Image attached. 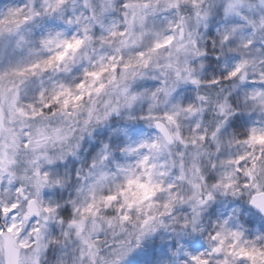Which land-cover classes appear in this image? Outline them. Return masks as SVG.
I'll return each instance as SVG.
<instances>
[{
	"label": "snow or ice",
	"instance_id": "obj_1",
	"mask_svg": "<svg viewBox=\"0 0 264 264\" xmlns=\"http://www.w3.org/2000/svg\"><path fill=\"white\" fill-rule=\"evenodd\" d=\"M260 6L264 8V0H260ZM213 11L222 16L223 27L215 35L209 31L212 38L206 52L199 47L193 52L192 46L198 45L193 37L199 35L193 28H207ZM169 12L175 13V19L165 15L162 23L167 30L162 36L156 21L161 13ZM56 22H62L64 27ZM218 44L219 55H215ZM162 50L167 52L166 57ZM193 54L206 59L210 67L216 65L213 72L219 78L208 84L212 89L221 86L215 93L217 97L223 95L225 85L229 89L224 102L216 103L219 120H208L211 92L196 97L198 106L189 103L193 97L188 95L184 99L186 106L174 103L159 115L150 110L142 119H148L158 135L134 141L123 149L135 156L133 165H117L123 181L115 183L113 189L110 183L114 181L108 173L93 172L92 182L79 190L81 196L62 205L64 197L57 187L61 180L50 179L49 168L41 164L45 159L52 164L44 152L47 144L64 138L62 129L53 128L51 123L58 112L71 117L88 99L91 106L85 123H89L95 113L92 98L104 94L109 87L123 97L124 106L132 107L144 96L131 93L127 86L129 77L135 79L143 74L137 69H147L154 58L165 59L164 66L172 69L174 59L179 64L181 55L187 58ZM188 63L185 59L186 75L176 71V82L183 80L199 87L201 82ZM221 64L223 71L219 70ZM78 66H82L79 76L70 80ZM172 91L165 82L152 98H157V92L171 97ZM253 103L264 108V12L254 15L249 0H208L207 7L201 0H192L190 9L181 0H19L7 6L5 0H0L3 264H127L126 257L133 249L122 237L132 235L127 227L133 221L132 213L138 214V247L142 238L162 223L152 214L158 194L166 190L156 177L169 174L167 159L162 162L160 157H171L177 179L184 181L187 176L183 157L191 155L193 168L200 173L193 187L199 190V181L205 179L203 173L216 168V163L209 160L201 169L195 163L202 159L197 149L212 143L218 155L224 157L219 161L223 168L221 182L214 187L232 189L236 195L239 178L243 177L242 187L251 189L247 201L250 209L254 214H264V124L250 123L235 113V109H245ZM118 111L119 106L106 105L103 118ZM183 113L193 116L188 129L191 141L185 139ZM233 122L236 132L227 144L235 143L238 148L243 145V149L228 152L223 142L224 125L231 126ZM173 147L177 149L175 154ZM26 153H31L30 159H25ZM203 154L210 155L206 149ZM110 156L105 145L99 157L101 164ZM51 175L55 176V169ZM207 178L216 179L212 175ZM50 188L55 189V200L49 199ZM167 190L170 198L162 203L165 211L160 215L171 217L176 203H190L192 215L184 217L178 236L202 241L180 245L172 252V264H264V229L250 232L234 225L231 217L205 229L199 209L213 198L212 194L185 201L171 194L174 184L170 183Z\"/></svg>",
	"mask_w": 264,
	"mask_h": 264
},
{
	"label": "clouds",
	"instance_id": "obj_2",
	"mask_svg": "<svg viewBox=\"0 0 264 264\" xmlns=\"http://www.w3.org/2000/svg\"><path fill=\"white\" fill-rule=\"evenodd\" d=\"M182 4L186 8L192 7V0H181ZM204 7L208 6V0H201ZM219 3V0H217ZM254 6V15L259 16L264 12V8L260 6V0H249ZM19 3V0H5V6L9 4ZM191 14V13H186ZM165 15L169 19H175V13H161L159 20L156 21L157 30L160 31L161 35L166 32L167 25L163 24ZM59 23L61 27H64L62 22ZM208 27L205 28L203 25H195L193 28L194 32H198V36L193 38L198 41V45H193L192 50L194 52L196 47H199L200 51H207V44L212 37L208 35L209 31L216 34L218 28L223 27L222 16H219L213 11L207 20ZM72 31L73 29H66ZM39 31V30H38ZM187 31V30H186ZM259 39V38H258ZM220 45H217V53L219 55ZM174 51V49L172 50ZM162 55L167 56V52L162 50ZM213 56V59L215 58ZM188 60L187 67L193 70V75L200 80V86L192 85L190 82H183L181 80L177 83L176 71L179 70L182 75L185 73L184 60ZM179 64L175 63L172 69H167L164 65L165 59H153V64L147 69H137L138 72H142V75L137 76L135 79L129 77L127 86L131 93L141 94L144 96L138 99L132 107L124 106L123 97H119L115 94V90L109 87L104 94L99 97H93L95 101V113L91 117L89 123H85L89 120V106L91 101L85 99L83 105L76 110L75 114L71 117L62 116L59 114L51 121L53 128H60L63 132V139L61 141L49 142L44 150L47 158L52 160V164L48 165L47 159L42 160V166L48 167L50 172V179L59 178L61 185L59 187L60 193L63 195L65 202L75 200L81 196L80 189L82 186L92 182L91 173L103 170L113 178L114 183H110V187L114 189L115 183H121L123 181V175L118 172L117 165H133L135 163V156H130L123 149L134 141H139L144 138H150L158 135V132L150 125L148 119H142L147 117L150 110L153 114L159 115L165 110L170 108L174 103H181L184 105V99L186 96L191 95L192 101L198 106L196 97L200 94L212 93V107L207 110L209 122L213 121V117L219 120L218 112L216 109V103H223L224 98L228 95V87L224 86V92L221 97H217L215 93L220 90L221 86L217 85L216 89H212L208 84L209 80L218 79V75L213 72V68L216 65L209 66L206 59L191 55L185 57L181 55L179 57ZM159 64V67H157ZM80 67L74 68L70 74L69 79L72 76H79ZM207 70V71H205ZM220 71L224 70V65L221 64ZM60 77H57L59 79ZM166 86L172 91V96H165L163 93L157 92V98H152V93L156 92L158 88ZM243 99V97H242ZM110 105L111 107L119 106L118 112H111L107 119H104L105 107ZM155 106V107H153ZM186 106V105H184ZM235 113L248 119L250 123L258 122L264 124V108H260L258 104H250L245 109H235ZM254 113V114H253ZM201 114V118H202ZM100 119L97 121L96 117ZM184 125L185 139L191 141V134L188 129L192 126L193 116L189 113H183L181 117ZM237 125L235 122L231 126L224 125V137L223 142L228 152H237L243 149V145L239 148L235 143L228 145L227 140L236 132ZM51 131V129H50ZM243 131V130H241ZM105 145L108 146V151L111 153L109 160L104 161L101 164L99 159L102 150ZM210 155H204V150ZM173 153L175 154L177 149L173 147ZM180 152H185V149L180 148ZM202 153V159L195 161L201 169L204 165L211 160L216 163V168H210L209 172L203 173L205 179L199 181L201 188L199 190L193 187V184L197 182L200 173H197L193 168V159L191 155H184V171L186 173V180L181 181L177 179V171L172 166V158L165 154L160 159L163 162L167 159L168 167L166 176H157L156 180L163 183L165 191L158 194L157 205L153 210V215L157 221L155 225V231L146 234L137 246L136 236L139 234V224L136 221L137 213L133 212V221L127 225L128 230L132 233L129 237L124 234L122 239L128 241V247L133 249V252L126 257L127 264H172L174 252L180 245H186L191 243H200L201 240L196 237L189 238L184 235L183 238L178 236L180 232V226L184 222V217H190L192 215V208L190 203H176L173 210L172 216L160 215L165 209L161 206L162 203L170 198V193L167 190V186L171 183L175 185L173 195H179L188 201L190 197L199 198L200 196L207 197L209 193L212 194V199L202 206L200 211V222L205 229H208L209 225H217L220 221L231 217L234 225H240L244 229L250 232H257L264 229V214L257 215L250 209L247 201L249 199V193L251 189H244L242 187L243 177L239 178V185L236 190V195H233L232 189H225L223 187H214V185L221 182V173L223 168L220 165L221 157L217 153L215 143L202 145L197 149ZM31 153L25 154V159H30ZM96 165L93 168V165ZM58 166V167H57ZM52 169H55V176L51 175ZM209 175L215 176L216 179H208ZM52 195L49 199L55 200V189L47 190ZM187 209V211H186ZM109 214H113L110 211ZM111 239V237H109ZM178 259V258H176ZM0 264H3V259L0 257Z\"/></svg>",
	"mask_w": 264,
	"mask_h": 264
}]
</instances>
